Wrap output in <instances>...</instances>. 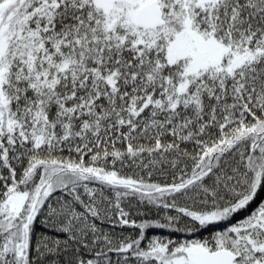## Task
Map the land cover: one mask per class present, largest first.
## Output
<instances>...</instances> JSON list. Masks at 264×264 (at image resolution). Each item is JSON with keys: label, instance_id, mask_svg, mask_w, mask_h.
Returning a JSON list of instances; mask_svg holds the SVG:
<instances>
[{"label": "snow or ice", "instance_id": "6c2138e0", "mask_svg": "<svg viewBox=\"0 0 264 264\" xmlns=\"http://www.w3.org/2000/svg\"><path fill=\"white\" fill-rule=\"evenodd\" d=\"M0 264H264V0H0Z\"/></svg>", "mask_w": 264, "mask_h": 264}, {"label": "trees", "instance_id": "16d2710c", "mask_svg": "<svg viewBox=\"0 0 264 264\" xmlns=\"http://www.w3.org/2000/svg\"><path fill=\"white\" fill-rule=\"evenodd\" d=\"M211 231V229H209V232ZM165 235H167V233H165ZM173 236V238H175L176 234H171ZM201 238L205 237L208 235V232H201L198 234Z\"/></svg>", "mask_w": 264, "mask_h": 264}]
</instances>
